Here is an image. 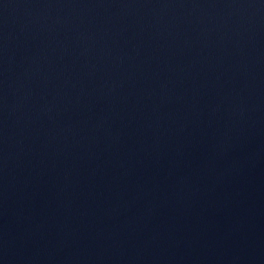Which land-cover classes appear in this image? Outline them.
Segmentation results:
<instances>
[{
  "label": "water",
  "instance_id": "95a60500",
  "mask_svg": "<svg viewBox=\"0 0 264 264\" xmlns=\"http://www.w3.org/2000/svg\"><path fill=\"white\" fill-rule=\"evenodd\" d=\"M0 264H264V0H0Z\"/></svg>",
  "mask_w": 264,
  "mask_h": 264
}]
</instances>
